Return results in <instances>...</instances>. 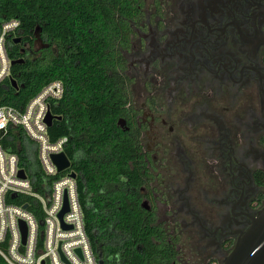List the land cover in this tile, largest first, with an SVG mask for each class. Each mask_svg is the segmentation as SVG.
I'll list each match as a JSON object with an SVG mask.
<instances>
[{
	"label": "flooded vegetation",
	"instance_id": "obj_1",
	"mask_svg": "<svg viewBox=\"0 0 264 264\" xmlns=\"http://www.w3.org/2000/svg\"><path fill=\"white\" fill-rule=\"evenodd\" d=\"M120 40L141 205L169 264H223L264 207V0H141Z\"/></svg>",
	"mask_w": 264,
	"mask_h": 264
},
{
	"label": "trees",
	"instance_id": "obj_2",
	"mask_svg": "<svg viewBox=\"0 0 264 264\" xmlns=\"http://www.w3.org/2000/svg\"><path fill=\"white\" fill-rule=\"evenodd\" d=\"M141 0H0V25L17 18L7 36L10 78L0 82V105L22 107L45 83L59 78L64 93L50 104L52 140L67 136L64 151L75 172L84 227L99 264H169L162 225L141 205L139 133L117 121L126 116L120 100L124 81L118 72L120 37L128 39ZM42 48H33L36 36ZM20 36L19 41L15 38ZM126 40V39H125ZM15 79V82L12 80ZM4 144L41 189L34 143L18 126ZM132 186H136L133 188ZM8 201H29L18 194ZM31 209L40 220L39 212ZM155 239H161L159 243ZM0 264H8L0 256Z\"/></svg>",
	"mask_w": 264,
	"mask_h": 264
},
{
	"label": "built area",
	"instance_id": "obj_3",
	"mask_svg": "<svg viewBox=\"0 0 264 264\" xmlns=\"http://www.w3.org/2000/svg\"><path fill=\"white\" fill-rule=\"evenodd\" d=\"M19 24V19L9 18L0 25V82L10 78L6 39ZM63 93V81L55 78L22 107L0 105V256L8 264H99L85 231L76 175H71L70 165L58 170L51 156L64 151L67 136L52 140L45 117L50 104ZM15 126L34 143L40 170L50 177L41 182V189L34 187L19 154L4 144L9 128ZM20 169L24 176L19 174ZM18 194L27 196L29 201L7 200L8 195L14 198ZM30 202L39 212L40 220L29 209ZM65 202L67 209L60 216Z\"/></svg>",
	"mask_w": 264,
	"mask_h": 264
},
{
	"label": "water",
	"instance_id": "obj_4",
	"mask_svg": "<svg viewBox=\"0 0 264 264\" xmlns=\"http://www.w3.org/2000/svg\"><path fill=\"white\" fill-rule=\"evenodd\" d=\"M20 36L15 38V41H19ZM22 60V58L11 59V64ZM15 82V79L12 80ZM55 116L48 111L45 120L48 125L52 123ZM125 120L120 117L118 124L122 125ZM52 159L57 165L58 170L69 167L70 159L64 151L52 153ZM19 174L24 176L22 169L19 170ZM72 176L76 175L75 172L71 173ZM26 206V204H24ZM67 209L65 202L63 209L60 211V216L64 210ZM23 232L25 230L22 224ZM223 264H264V207L259 212V215L254 219L251 226L244 232H242L235 242L232 250L226 257Z\"/></svg>",
	"mask_w": 264,
	"mask_h": 264
}]
</instances>
